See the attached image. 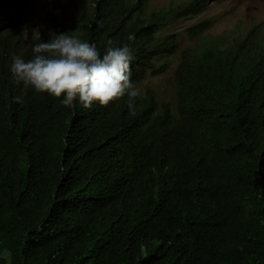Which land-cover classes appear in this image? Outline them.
I'll return each mask as SVG.
<instances>
[{
	"label": "trees",
	"instance_id": "trees-1",
	"mask_svg": "<svg viewBox=\"0 0 264 264\" xmlns=\"http://www.w3.org/2000/svg\"><path fill=\"white\" fill-rule=\"evenodd\" d=\"M85 1L41 42L70 33L101 56L109 41L128 45L135 86L177 50L176 34L154 46L157 30L211 0L150 13L147 0ZM0 11V264H264V32L193 25L175 110L148 89L133 114L127 96L85 109L22 94L12 58L31 59L39 41L22 28L26 0H0Z\"/></svg>",
	"mask_w": 264,
	"mask_h": 264
},
{
	"label": "clouds",
	"instance_id": "clouds-1",
	"mask_svg": "<svg viewBox=\"0 0 264 264\" xmlns=\"http://www.w3.org/2000/svg\"><path fill=\"white\" fill-rule=\"evenodd\" d=\"M27 12L28 0H26L25 14H27ZM25 14H23L21 19L22 28ZM254 26H257L259 30L262 31V33L264 32L263 23H259ZM190 27L186 30L190 29ZM161 29L157 30L153 45L159 46L163 44L165 47H167V43L171 42V38L169 35L176 33H169L165 36H161L159 33ZM249 29H247L246 31H248ZM34 33V36L28 37L24 32L27 38L34 37L37 41H39V43H36L32 46L33 57L25 61L22 55L14 56L12 58L10 67V71L15 83L17 85H23L22 94L28 89H32L36 93H46L56 99H60L61 97H63L61 102L65 107L71 108L76 105L80 107L82 106L85 109L91 108L94 104H99L101 107H107L109 104L119 101L123 97L127 96L129 111L134 114L135 101L136 98L140 95V92L139 89L135 87L136 85L134 86L131 81L130 66L132 60L134 59V56L132 49L128 45L113 46V42L109 41V46L106 48L105 53L101 56V53L97 50L94 44H91L86 40H82L70 33H61L59 35L52 33L49 41L46 43L41 42L40 38L42 35L47 34L46 32L40 35L38 30H34ZM49 33L47 34V36H49ZM188 37L192 39L190 36ZM133 39L134 37L129 36V40ZM176 45L177 50L175 49L173 53H167L168 56L163 57L173 56L179 51L178 36L174 41V46L176 47ZM182 51H180L178 65L181 62ZM161 58L162 57L155 60V66L157 69H161L163 67H159L157 65L158 60H160ZM165 63L167 64L166 69L159 72V74L164 73L167 70L169 64L167 62ZM156 75H153L151 71H149L143 81H145L149 76ZM143 81H141L140 83H142ZM14 102L21 103L22 95L15 97ZM75 115L76 113H73L71 115V118H74ZM3 204L4 199L0 196V206ZM73 204L74 203L72 200L71 207L73 206ZM2 223L3 219L0 217V246L5 242V238L1 233ZM0 259H5V261L9 263V253L7 250H1Z\"/></svg>",
	"mask_w": 264,
	"mask_h": 264
},
{
	"label": "rangeland",
	"instance_id": "rangeland-1",
	"mask_svg": "<svg viewBox=\"0 0 264 264\" xmlns=\"http://www.w3.org/2000/svg\"><path fill=\"white\" fill-rule=\"evenodd\" d=\"M187 0H147L146 10L156 11L169 6L178 5ZM208 10L199 17L173 21L160 30V35L176 33L178 36L179 51L170 57H162L157 65L162 67L169 64L164 73L149 76L145 81L136 85L142 94L146 89L155 92L159 100L167 101L174 110L176 107L174 71L179 63L180 51L193 46L195 41L190 39L187 28L193 24L210 19L211 27L206 35H220L222 33L239 30L246 31L252 26L264 25V0H211ZM82 7L89 8L85 0H28V12L23 19V30L28 37L51 30L53 23H70L74 16L82 12Z\"/></svg>",
	"mask_w": 264,
	"mask_h": 264
}]
</instances>
